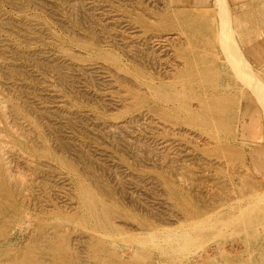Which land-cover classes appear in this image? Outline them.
Instances as JSON below:
<instances>
[{
	"label": "rangeland",
	"instance_id": "rangeland-1",
	"mask_svg": "<svg viewBox=\"0 0 264 264\" xmlns=\"http://www.w3.org/2000/svg\"><path fill=\"white\" fill-rule=\"evenodd\" d=\"M199 1L0 0V264H264V100Z\"/></svg>",
	"mask_w": 264,
	"mask_h": 264
},
{
	"label": "bare ground",
	"instance_id": "bare-ground-1",
	"mask_svg": "<svg viewBox=\"0 0 264 264\" xmlns=\"http://www.w3.org/2000/svg\"><path fill=\"white\" fill-rule=\"evenodd\" d=\"M221 0H219V2H220ZM233 1V0H232ZM235 2L236 1H239V0H234ZM240 1H242V0H240ZM247 1V0H246ZM243 2V4H242V6L243 5H246V4H248V2ZM199 2H201L202 3V5L204 6L203 8H201L202 10H200V13H203V14H206V12L208 11V10H212V8H214V7H212L211 8V4H210V0H200ZM253 2V1H252ZM255 2V1H254ZM237 3V2H236ZM250 3V2H249ZM219 4V3H218ZM215 6V5H214ZM236 6V5H235ZM241 6V7H242ZM259 6V5H258ZM237 7V6H236ZM234 8V7H233ZM203 9H204V11H206V12H203ZM199 10V9H198ZM236 10V9H235ZM202 11V12H201ZM218 11H219V15H220V17H219V19H221V22H222V25H223V27L221 26V22L220 23H218V25H219V27L220 28H217L216 30H212L211 31V36H212V33H213V37H211V39H215V40H219V42H221V43H223L225 46H226V48L228 49V50H230V51H228V53H230L229 55H231V56H229V55H227L226 56V59H227V57H228V59H229V63H230V65H231V67H232V69H233V67H236V65L238 64V66H239V72L241 73V75H242V77L240 78V80H242V84H243V86H247V87H249V89L250 88H252V89H254V90H252V92H254L255 90H257L258 91V93H259V96L260 97H258V98H260L261 99V101L262 100H264V98H263V96L261 95V93L263 94V92L261 91L262 89H263V87H264V82H258V80L259 79H257L256 80V77H255V72H256V69H254V67L256 68V67H258V66H253V64L250 62V59H252V61H254V58H255V56L258 54V53H260V51H258V50H256V49H254L253 47H251L250 49H248V50H244V49H240V51H239V49H237L236 50V48H234L232 51H231V48L233 47V45H234V43H235V46H236V44L237 45H239V43H237V41L235 42H233V38H236V36H237V32H236V27H231V25H230V23L234 20V19H236L238 16V14L235 16L234 14H232V6H231V3H230V0H222L221 2H220V4H219V6H218ZM199 13V12H198ZM212 19H213V21L215 22V20H216V16L214 15H212V16H210ZM218 17V16H217ZM218 19V20H219ZM208 22H209V24H210V28L212 27V28H214V26H213V24L215 25V23H213V22H210L209 20H207ZM208 22L206 23V24H208ZM199 23V22H198ZM213 23V24H212ZM229 23V24H228ZM233 23V22H232ZM228 25H230V28H229V26ZM227 26V27H226ZM216 33V34H215ZM245 32H243V31H241V32H238V35H242V34H244ZM216 35V36H215ZM229 42L231 43L232 42V46H230V44H229ZM239 46H237V48H238ZM230 48V49H229ZM240 48V47H239ZM263 48V47H262ZM234 50H236V51H234ZM234 51V52H233ZM196 52V51H195ZM232 52V53H231ZM247 52H248V56H247ZM233 55V56H232ZM249 56L251 57V58H249ZM236 69H237V67H236ZM260 69H262V68H260ZM225 70V69H224ZM259 70V69H258ZM238 73V72H237ZM195 74V73H194ZM206 74V73H205ZM206 76V75H205ZM208 77V76H207ZM210 77V76H209ZM238 77V76H237ZM260 78V77H259ZM205 83V82H204ZM195 84H196V81H195ZM193 87V86H192ZM256 88V89H255ZM192 90V89H191ZM255 93V92H254ZM208 100V99H207ZM262 103H264V101H262ZM214 104V103H213ZM212 104V105H213ZM217 105V104H216ZM208 106V105H207ZM200 109V108H199ZM207 111V110H206ZM200 113V112H199ZM254 114V113H253ZM252 114V115H253ZM255 117V116H254ZM260 149V148H259ZM259 201V200H258ZM247 202V201H246ZM255 202H253V204H254ZM262 204V203H261ZM260 204V205H261ZM226 206V205H225ZM250 206H252V204L250 205ZM257 206V205H256ZM232 207V206H231ZM239 207V212H240V210L242 209L243 210V208H242V206H241V209H240V206H238ZM237 207V208H238ZM248 207H249V205H248ZM253 207H255V205L254 206H252V210H251V212L253 211V212H255L254 210H253ZM258 208H259V206H257ZM247 208V207H246ZM246 208L240 213L242 216H244V215H246L247 214V211L249 210V209H247V211H246ZM249 208H251V207H249ZM105 209V208H104ZM222 209V208H221ZM249 210V211H250ZM261 211H262V208L260 209ZM105 211V210H104ZM109 211V210H108ZM244 211H246L245 213H244ZM259 210H257L256 212H258ZM196 212H198V211H196ZM203 212V211H202ZM195 213V212H194ZM223 213H226V214H228V216H226V217H229V213H227V212H223ZM242 213H244V215L242 214ZM249 213V212H248ZM4 214H6V213H4ZM107 214V213H106ZM205 214V213H204ZM226 214H221L222 216L223 215H226ZM256 214V213H255ZM221 215H219L220 217H221ZM237 215H238V213H237ZM249 216H250V214H248ZM264 215V214H263ZM215 216V215H214ZM239 216V215H238ZM236 217V222H237V226H236V230H237V232L239 233V235L240 234H243V233H245L246 235H247V238L246 239H251V238H253V237H255L256 236V233L257 232H259L258 230H259V225H260V223H257L254 219H251V217H252V215L249 217V218H247L246 216H244V217ZM256 216V215H255ZM259 216H260V212H259ZM225 217V216H224ZM230 217H232L231 215H230ZM257 217H258V215H257ZM261 217V216H260ZM207 218V217H206ZM258 219V218H257ZM205 220V219H204ZM212 220V219H211ZM231 220V219H230ZM262 220L264 221V219H263V217H262ZM209 221V220H208ZM233 221V220H232ZM199 222V221H198ZM259 222H261V220L259 221ZM192 223V222H191ZM194 223V222H193ZM205 223V222H204ZM213 223V222H212ZM221 223V222H220ZM223 223V222H222ZM195 224V223H194ZM215 224V223H214ZM217 224V223H216ZM224 224V223H223ZM229 224V223H228ZM236 224V223H235ZM234 224V225H235ZM201 225V224H200ZM195 226H196V224H195ZM263 226V225H262ZM200 227V226H199ZM226 227V226H225ZM230 227V226H229ZM193 228H194V226H193ZM235 228V227H234ZM219 229V228H218ZM263 231V230H262ZM220 233V232H219ZM221 233H223V232H221ZM244 234V235H245ZM199 235H201V233H199L198 234V236ZM260 236V235H259ZM249 237V238H248ZM142 239L143 238H141V239H138V238H135L134 240H135V242L137 241L138 243H143V241H142ZM215 239V238H214ZM257 239H258V237H257ZM149 240V239H148ZM165 240V239H164ZM172 240V239H171ZM253 239H251V241H252ZM256 240V239H255ZM259 240V239H258ZM48 241V240H47ZM131 241V240H130ZM144 241H145V239H144ZM250 241V240H249ZM149 242V241H148ZM187 242V241H186ZM134 243V242H133ZM167 244H168V242H166ZM165 243V244H166ZM243 243V242H242ZM145 244H147V243H145ZM156 244V243H155ZM160 244V243H159ZM189 245V244H188ZM189 247V246H188ZM35 248V247H34ZM247 248V247H246ZM186 249V248H185ZM184 249V250H185ZM96 250V249H95ZM183 250V249H182ZM187 251V250H186ZM190 252V251H189ZM228 253V252H227ZM99 254H104L103 252L102 253H99ZM133 254V253H132ZM138 254H141L142 255V253L141 252H139ZM144 254H145V252H144ZM144 254H143V256H144ZM41 255V254H40ZM235 255V254H234ZM248 255V254H247ZM104 256V255H103ZM106 256V255H105ZM104 256V257H105ZM149 256V255H148ZM251 256V255H250ZM138 257V256H137ZM254 257V256H253ZM239 258V257H238ZM140 259H141V256H140ZM210 259V258H209ZM209 259H207V260H209ZM213 259V258H212ZM235 259V258H234ZM240 259V258H239ZM254 259V258H253ZM102 261V260H101ZM145 261V260H144ZM236 261V260H235ZM237 261H239V260H237ZM244 261H246V260H244ZM11 262L13 263L14 262V260H11ZM207 262V261H206ZM249 262V261H248ZM202 263V262H201ZM208 263V262H207ZM239 263V262H238ZM14 264V263H13ZM237 264V263H236ZM242 264V263H241Z\"/></svg>",
	"mask_w": 264,
	"mask_h": 264
}]
</instances>
